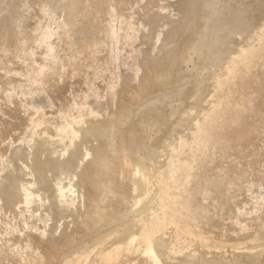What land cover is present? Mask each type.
<instances>
[{
  "label": "rangeland",
  "instance_id": "obj_1",
  "mask_svg": "<svg viewBox=\"0 0 264 264\" xmlns=\"http://www.w3.org/2000/svg\"><path fill=\"white\" fill-rule=\"evenodd\" d=\"M263 23L264 0H0V264L123 241L112 264H152L125 245L147 214L161 264H264Z\"/></svg>",
  "mask_w": 264,
  "mask_h": 264
},
{
  "label": "bare ground",
  "instance_id": "obj_2",
  "mask_svg": "<svg viewBox=\"0 0 264 264\" xmlns=\"http://www.w3.org/2000/svg\"><path fill=\"white\" fill-rule=\"evenodd\" d=\"M107 13H111V11H108ZM112 17H113V15H112ZM65 23H67V21ZM114 26H113V24L109 23L106 27L105 33L107 35H109L110 33H115L116 30H115ZM258 26L261 28L262 27L264 28V23L260 24V25L258 24ZM245 50H247V49H244V51ZM239 52H240V50H239ZM249 52H250V50L248 49L245 52H243V51H242V53L240 52V54L238 56L231 58L230 60L228 58V60H229L228 63L231 64V66L229 67V72L232 71V68L235 65H237V64L239 65L241 63H247ZM236 53H238V52H236ZM226 71L227 70H225V73H226ZM222 74H224V73H220V74H216V75L220 79V76ZM187 142H188V139L184 138V136H183V138L180 137V138H178V140H176V144H181V145H182V143L184 144ZM135 175L138 176V178H139L138 180L135 179L136 178ZM157 177L155 174H153V176L151 177L147 173H144L142 168L136 167L132 171V173L129 174V178H131V183L133 186L132 192H136L138 190V188L143 186L144 184L149 185V183H152V188H154V193H153L154 194V205H157V203L159 201V196H160V194H162V191L164 189L163 184L160 181L161 179L159 180ZM103 189L105 190V188H103ZM144 191H146V190H144ZM58 193L60 195H62L63 193H65V190L62 188H59ZM144 196H145V194H143V196L141 195V196L136 197V199L134 200L135 205L141 203L144 199L143 198ZM148 217H149L148 214L145 217H141V219L139 220V226H138L137 232L136 233L135 232L130 233L128 235V237L125 239V241H126L125 245L132 247V249L135 251L141 250V252L146 253L148 256H150L152 264H161V260L163 259L162 256L157 255L154 252L153 247H152L153 226L156 225V223L158 222V219L151 222ZM123 242H118L116 244L114 243V247L108 251L104 250V249H98L97 252L95 253L94 252L95 250H91L95 253V255L93 256L96 258V259L93 258V259H95L94 260L95 262L90 259V252L91 251L90 252L89 251L88 252H81L79 255L75 256V258L73 259L74 260L73 262H74V264H112V262L117 260V259H122L123 257L126 258L129 249L125 250V248L123 247ZM52 246H54V244H52ZM172 253H173L172 251H169L167 259L170 257V255ZM123 264H130V263L124 262Z\"/></svg>",
  "mask_w": 264,
  "mask_h": 264
}]
</instances>
